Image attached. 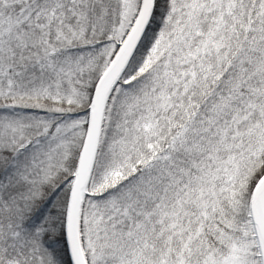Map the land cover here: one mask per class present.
<instances>
[{
  "label": "snow or ice",
  "instance_id": "1",
  "mask_svg": "<svg viewBox=\"0 0 264 264\" xmlns=\"http://www.w3.org/2000/svg\"><path fill=\"white\" fill-rule=\"evenodd\" d=\"M0 264H264V0H0Z\"/></svg>",
  "mask_w": 264,
  "mask_h": 264
}]
</instances>
